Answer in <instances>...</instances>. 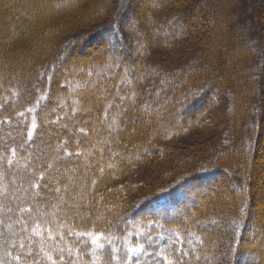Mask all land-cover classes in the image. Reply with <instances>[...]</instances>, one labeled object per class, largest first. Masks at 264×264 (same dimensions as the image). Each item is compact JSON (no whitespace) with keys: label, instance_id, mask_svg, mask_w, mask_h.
<instances>
[{"label":"trees","instance_id":"trees-1","mask_svg":"<svg viewBox=\"0 0 264 264\" xmlns=\"http://www.w3.org/2000/svg\"><path fill=\"white\" fill-rule=\"evenodd\" d=\"M59 1L49 4V14L82 5ZM92 1L89 17L107 6ZM129 1L123 0L119 17ZM177 2H183V10L165 11ZM262 2L153 0L139 56L133 25L123 31L121 18L95 28L92 44L96 37L105 41L99 52L59 73L58 63L68 54L58 61L34 58L42 76L47 72L46 85L35 79L36 70H24L7 85L0 79V264H168L178 257L180 264H213L223 259L220 242L229 241L231 232L237 235L231 264H240L244 226L239 222L232 229V223L251 204L249 147L264 122ZM192 36L201 39L200 48L185 66L164 71L150 59L153 42L172 48ZM111 47H121V61ZM212 96L226 102L229 113L240 112L238 128L253 130L244 136L236 128V140L219 152L224 165L183 173L129 208L116 190L99 191L123 168L148 157L154 141L179 133L185 112L198 104L206 108ZM221 171L235 173L223 183L224 200L202 202V192ZM70 181L80 187L77 193L72 194ZM85 233L104 235L93 243L95 236Z\"/></svg>","mask_w":264,"mask_h":264},{"label":"rangeland","instance_id":"rangeland-1","mask_svg":"<svg viewBox=\"0 0 264 264\" xmlns=\"http://www.w3.org/2000/svg\"><path fill=\"white\" fill-rule=\"evenodd\" d=\"M51 2H55V0H0V79L5 85L10 80L22 78L26 69L36 70L35 79L38 83L46 85L47 72L42 76V70H38V62V66L32 65L34 58H36L35 61L37 59L58 61L68 54L64 64L58 63L56 70L59 73L60 69L65 68L71 62L99 52L101 47L105 46V41L104 38L97 39L98 37H96V45L92 44L93 33L97 30L95 28L121 18L124 19V24H122L123 20L120 24L123 31H125L124 25L130 23L133 25V32L138 36V39L133 42V48L139 56L138 52L145 43L143 33L146 31L144 26L146 22L144 20L146 18V20H150L152 17L153 0H130L124 8L122 17H119V12L123 0H103L105 2L102 4L103 7L107 6L99 14L91 17H89V10H93L92 7L95 5L92 0H80V4H82L81 7L79 6L80 8L72 7V9H66L65 12L59 11L49 14ZM183 2H177L175 3L176 6H169L165 11H171L174 8L181 11L183 10ZM100 3L102 1L98 5ZM260 5L264 9V2ZM63 23L64 26L59 30L50 32L53 27ZM261 24L264 27L263 19ZM50 27L51 29H49ZM200 43L201 39L194 36L186 41H181V43H176L172 48H160L153 42L150 59L160 69L174 71L185 66L193 58L200 48ZM46 48L49 50L47 51ZM111 48L110 51L121 61V47L120 50L116 51ZM73 55L74 58H72ZM135 67L138 68L137 65ZM50 70L49 67L48 72ZM101 71L105 72L106 69H101ZM70 86V91H73L74 87ZM12 92L13 90L9 91L8 94L10 95ZM185 92H189L188 87ZM225 103L217 101V98L212 96V100L206 108L198 104L195 109L192 108L191 112L186 111L184 114L185 122H182L184 127L179 133L170 138L166 137L154 141L153 146L156 149H152L148 157L135 162L127 170L123 168L122 173L112 177L99 191L103 190L110 193V191L116 190L119 200L127 203L124 208H129L132 203L138 202L144 196L183 173L193 172L201 167L221 165V153L219 152L221 150L223 152V149L226 150V147L229 146L226 143L230 141L232 143L236 138L237 123L240 119V112L229 113V108H225ZM67 109V107L64 108V111ZM153 113L159 114L155 110ZM193 114L194 118L192 119ZM179 124H181L180 121ZM247 127L245 125L243 128H238L244 136L253 131ZM48 129H50L48 132L56 136L61 134L59 130L51 132V128ZM257 132L258 136H253V144L249 147L252 159L250 160L252 165L249 169L251 168L252 172L248 179L249 185L246 186H249V189L247 188L246 191L250 193L251 204L247 208L248 213L240 220L232 223V229L236 228L239 222L244 226L241 246L237 250L239 254L245 256L240 264H261L264 262V122ZM226 137L229 138L227 142ZM71 174V177L76 175L75 172H71ZM220 175L215 182L210 183L206 192H202V202L207 201L210 205L211 202L224 200L223 183L228 184V179L232 178L235 173L228 171L227 174L226 171L223 173L221 171ZM212 178L210 177V179ZM70 185L73 187L72 183ZM62 188L66 189L65 183ZM234 188L236 191L238 190L235 185ZM79 189L80 187H73L72 194L77 193ZM13 193L11 195L17 198V194ZM162 203L167 204L168 199L163 198ZM200 205L201 203L197 207ZM3 207L0 205V212L4 209ZM206 213H201V216L207 215ZM14 228V225L8 226L5 230L10 232ZM228 236H230V239L227 238L229 241L221 239L220 242L219 249L223 248L225 251L221 253L223 259L214 262L215 264H231L236 251L234 248L237 235L235 232H231V234L228 233ZM225 237H227V233Z\"/></svg>","mask_w":264,"mask_h":264},{"label":"snow or ice","instance_id":"snow-or-ice-1","mask_svg":"<svg viewBox=\"0 0 264 264\" xmlns=\"http://www.w3.org/2000/svg\"><path fill=\"white\" fill-rule=\"evenodd\" d=\"M35 126V125H34ZM38 187V185H37ZM212 223H215V221H212ZM85 235H89V236H95V238L93 239V243H96L97 240L103 238V233H99V234H93V233H85ZM109 243H111V241H109ZM99 247H103V245H98ZM21 247H23V245H21ZM143 250V249H141ZM179 251H182V249H179ZM13 259H16V260H19L20 257H13ZM49 259H51V257H49ZM180 257H178L175 261H172V260H169L168 261V264H180ZM53 264H55V262H53Z\"/></svg>","mask_w":264,"mask_h":264}]
</instances>
